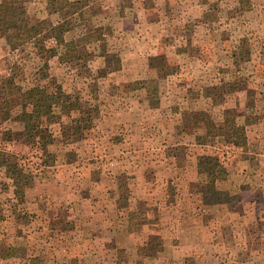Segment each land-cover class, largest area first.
<instances>
[{
    "label": "rangeland",
    "instance_id": "obj_1",
    "mask_svg": "<svg viewBox=\"0 0 264 264\" xmlns=\"http://www.w3.org/2000/svg\"><path fill=\"white\" fill-rule=\"evenodd\" d=\"M27 13L30 25L46 31L102 27L109 36L91 48L98 56L89 72L53 57L55 40L12 52L0 39V79L16 73V86L34 90L36 101L57 90L67 102L79 97L93 120L83 140L63 144L68 116L59 109L35 116L28 109L22 121L20 97H7L11 118L1 121L0 112V154L23 167L26 186L21 204L11 181L8 190L0 188V264H264V157L258 156L264 151V0H35ZM143 23L177 25L165 33L169 54L143 57ZM105 53L119 56L120 71L101 73ZM146 80L159 81L158 103L134 90ZM207 116L218 124L233 119L246 139L247 121L258 153H248V141L246 148L220 139L207 144L198 127ZM25 123L52 137L42 142L45 151L26 138ZM9 133L12 141L5 140ZM115 146L131 155L125 179L109 181L106 171L100 190L84 181L66 184L78 189L77 198L72 190L62 193L58 168L102 166L111 157L97 149ZM208 156L219 157L226 172L217 189L237 197L228 204L204 201ZM148 161L153 167L143 168ZM240 164L257 177L251 181L255 204L253 195L239 194L249 190L239 185ZM173 178L179 182L171 185ZM189 180L194 184L185 186ZM189 215L201 218L195 228L212 233L191 237L195 228L174 229L164 217Z\"/></svg>",
    "mask_w": 264,
    "mask_h": 264
},
{
    "label": "trees",
    "instance_id": "obj_2",
    "mask_svg": "<svg viewBox=\"0 0 264 264\" xmlns=\"http://www.w3.org/2000/svg\"><path fill=\"white\" fill-rule=\"evenodd\" d=\"M35 0H0V39H5L7 46L12 52L24 51L28 45H39L47 40H55L56 47L51 49L53 57H57L60 63L75 64L81 70L90 71V63L98 56L96 51L91 48L100 47L107 40L106 31L100 27L94 32H87L81 27L74 30H67L62 25L52 27L48 31L43 29L40 24L30 25L27 6ZM54 2V0H50ZM56 1V0H55ZM201 4L206 5L209 0H199ZM103 64L101 73L109 74L121 70L120 58L115 54H103ZM48 67V66H47ZM102 75V74H101ZM16 73L11 76L2 77L0 86V112L1 121H7L10 117L9 97L18 95L21 100L22 121L28 109L32 110L35 116H50L55 109L69 117V122L61 127V138L63 144H72L84 139V133L92 128L93 120L88 109L87 103L79 97H72L71 100L64 101V94L57 90L55 93L46 94L40 101L35 100L34 90L24 92L22 88L17 87L15 79ZM43 75V78H46ZM134 90H144L149 99L158 103L160 100V85L157 80H146L134 84ZM8 97V98H7ZM198 127L203 129V136L207 139V144L212 145L218 139L223 140L226 144L236 148H246L247 139L238 134V129L233 119H226L223 123L218 124L210 116H207ZM26 138L29 141L38 140L37 144L41 150H46L44 140L51 136L42 133L38 124L25 123ZM12 141L9 133L5 139ZM206 172L204 184L206 193L204 196L205 203L208 200L215 201L218 205H224L232 202L237 197L231 196L228 192L217 189L219 181H225L226 172L222 170V164L219 157L208 156L205 163ZM24 169L19 163H11L4 155L0 154V188L8 190L13 188L15 200L21 204L24 199V188L26 186ZM6 180L11 181L6 183ZM171 225L175 229L189 230L198 227L201 224L199 216L170 217ZM122 225H124L122 223ZM122 228H118L119 236ZM125 236H123L124 238ZM17 255V254H16Z\"/></svg>",
    "mask_w": 264,
    "mask_h": 264
},
{
    "label": "crops",
    "instance_id": "obj_3",
    "mask_svg": "<svg viewBox=\"0 0 264 264\" xmlns=\"http://www.w3.org/2000/svg\"><path fill=\"white\" fill-rule=\"evenodd\" d=\"M176 26L177 25H175V23H143V57H145V56L150 57L151 56L150 54H153V56H154L153 58L157 59V58L162 57L163 53L168 52V54H169V51H171L170 50L171 48L167 47L166 45H163L164 42L167 41V39L169 38V37H167V35H165V33H168V31L171 28H175ZM153 41H155V42H153ZM157 42H160V43H157ZM155 43H157L158 45H161V46H159L157 48L154 47L152 49L151 48L152 44L155 45ZM174 56L177 57V53H174ZM147 71L148 70H146V73H147ZM245 127H246L245 128L246 129L245 134L247 136V141H248V145H249L248 153L251 155H256L258 153V151H256L254 149L255 148L254 145L251 147V143H255L257 140L256 141L254 140L255 138L253 136L252 128H251V126L248 125L247 121L245 123ZM109 134H112V133L109 132ZM240 150H243V149H240ZM97 153L98 154L100 153V157L110 156L111 158L108 157L107 161L103 160L104 163L102 166H99L97 164H96L97 166H94V165H89V164L83 163L81 168H79L80 167V165H79L77 169L76 168L73 169V167L70 165H63L60 168H58V171L55 175L58 177V183L61 187V190L63 189L62 193H64L63 192L64 190H67V191L69 190L66 188V184H71V183L73 184L74 183L75 185H81L80 183L84 182V181L86 183H88V182L89 183L90 182L95 183L97 185L98 189L100 190V184L99 183H101V179L104 178V176L106 175L105 174L106 171L108 172L106 175V178L109 181L113 180L114 183H117V182L121 181V179H125V177L127 175L126 174L127 166L130 165L129 161H128L129 160L128 156H131L130 153H125L124 151H122V149H119V147H116V146L113 149L112 148L109 149L108 152L105 149H103V150L97 149ZM258 156L264 157V151H261V153L258 154ZM112 157H113V159H112ZM149 166L153 167L152 162L150 163L148 161V164L143 162V168L146 169V167H149ZM60 169H62V171H60ZM72 169L74 171H72ZM88 170H91L94 173H95V170H98V173H97L98 177H95V174H93V177L87 176L85 174V172H87ZM99 176H100V178H99ZM157 176H159V174ZM237 178L239 179V185L241 184V186H243V188H245L244 186L247 185V188H249V190H242L241 192H239L242 199H245V195H248V194H251V196H252L253 193L255 192V190L252 187L253 185H252L251 181L257 180V177L253 176V174H251L249 172V167H246L245 164H240V169L239 170L237 169ZM129 180L130 179L127 178L126 181H129ZM157 180H158V177H157L156 181ZM171 181L172 182H170L169 179H165V183H163V185L164 186L169 185L170 183H171V185H174L176 182H179L178 179L175 181L174 178ZM184 184H185V186H188V185L190 186L191 184H194V183H190V180H189L187 182H184ZM177 186H179V184H177ZM71 190H69V192L71 191V193H72L71 195L73 197L77 198L81 194L80 192H77L78 189L72 188ZM253 196H254V198L252 199V202L254 201V204H255L257 201L256 195H253ZM243 202H244V200H243ZM212 204L218 206V204H216V203H212ZM189 213H191V212H189ZM193 213L203 214L201 211H198V212L196 211ZM164 217H166L170 220V218L168 216H164ZM157 218L160 219L161 217L158 216ZM166 218H164V220ZM155 220H156V218H155ZM161 222H163V220ZM204 225H205V223H204ZM153 226L154 225L152 224L151 228H153ZM203 229H206L207 231L209 230L208 228H203ZM205 231L200 230L198 228H195L192 232H190L189 236H191V237H193V235L199 236V234L205 235L204 234ZM209 233L210 234L212 233L211 229L209 230ZM183 247H185V246H183ZM183 247L179 246L177 248L181 251L183 249ZM186 251H187V249H186Z\"/></svg>",
    "mask_w": 264,
    "mask_h": 264
}]
</instances>
